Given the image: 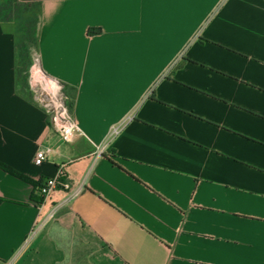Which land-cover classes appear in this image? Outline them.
Returning a JSON list of instances; mask_svg holds the SVG:
<instances>
[{
  "label": "crops",
  "instance_id": "0c3cea01",
  "mask_svg": "<svg viewBox=\"0 0 264 264\" xmlns=\"http://www.w3.org/2000/svg\"><path fill=\"white\" fill-rule=\"evenodd\" d=\"M31 47L75 89L65 140L18 86ZM0 164L69 186L0 169L5 264H264V0H0Z\"/></svg>",
  "mask_w": 264,
  "mask_h": 264
},
{
  "label": "rangeland",
  "instance_id": "374dc122",
  "mask_svg": "<svg viewBox=\"0 0 264 264\" xmlns=\"http://www.w3.org/2000/svg\"><path fill=\"white\" fill-rule=\"evenodd\" d=\"M16 11H19V7L13 8ZM3 19L5 20V24L7 28L11 31H14L18 38L19 44L21 43L24 47L28 44L33 43V37L30 30L27 31L28 20L23 16L11 15V14H3ZM31 21V20H30ZM33 22H30L32 26ZM30 26V27H31ZM30 56L31 63L29 65L26 64L27 58ZM24 66L23 68H17V77H18V86L21 91L27 95L26 97H30L31 100L38 104L41 108L47 111V115L50 119L54 110L59 108L61 104L69 114L68 111V103L69 99L65 98L61 94V86L59 92L55 95L58 87L56 83L52 80H49L45 76H43L37 66V51L36 48L31 47L29 50H26L24 53ZM23 65V64H22ZM26 67V69H24Z\"/></svg>",
  "mask_w": 264,
  "mask_h": 264
},
{
  "label": "built area",
  "instance_id": "2783aa9c",
  "mask_svg": "<svg viewBox=\"0 0 264 264\" xmlns=\"http://www.w3.org/2000/svg\"><path fill=\"white\" fill-rule=\"evenodd\" d=\"M37 60H38V58H37ZM49 80H51V79H49ZM56 85H57L58 89H57L55 95L59 92V89H60V87L57 83H56ZM49 122H50V126L54 130H56V132L59 134V136L61 138H63L64 140L71 134L72 130L76 129L75 125H74V123L70 117V114L67 113L66 109L64 107H62L61 104L59 105L58 109L54 110L52 116L49 119ZM44 133H45V130L36 140V145H38L39 147L42 146ZM49 152H50L49 148L39 149L35 153V156L33 158V163L35 165H40L41 163H43ZM61 175H62V172L60 169H58L57 175L55 178H47V179H44L40 182L39 188H38V195L41 198H43V200L49 198L57 190L69 189V186L66 183L60 181ZM0 264H5V263L0 260Z\"/></svg>",
  "mask_w": 264,
  "mask_h": 264
},
{
  "label": "trees",
  "instance_id": "16d2710c",
  "mask_svg": "<svg viewBox=\"0 0 264 264\" xmlns=\"http://www.w3.org/2000/svg\"><path fill=\"white\" fill-rule=\"evenodd\" d=\"M100 30L99 29H89L88 30V34L89 35H92L94 33H99ZM31 63V59L29 58V62H28V65ZM61 86V94L69 99V103H68V111H69V114L72 113L73 111V106H74V100H75V89L72 88V87H69L65 84H60ZM0 169L3 170L4 172L22 180V181H25L27 182L28 184H30L32 187H33V190H32V193H31V199L33 201H35L36 203H42L43 202V198H41L39 195H38V188H39V183H35L33 182L32 180L28 179L27 177L19 174L18 172L12 170L11 168L7 167V166H4V165H1L0 164Z\"/></svg>",
  "mask_w": 264,
  "mask_h": 264
}]
</instances>
